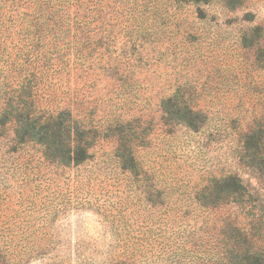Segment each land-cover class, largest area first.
Here are the masks:
<instances>
[{
  "label": "rangeland",
  "instance_id": "374dc122",
  "mask_svg": "<svg viewBox=\"0 0 264 264\" xmlns=\"http://www.w3.org/2000/svg\"><path fill=\"white\" fill-rule=\"evenodd\" d=\"M76 1L0 0V112L25 81L41 109L96 133L91 159L64 167L0 130V264L264 255V175L244 157L264 128V0ZM168 101L200 128L171 119ZM230 177L246 192L213 190Z\"/></svg>",
  "mask_w": 264,
  "mask_h": 264
},
{
  "label": "trees",
  "instance_id": "16d2710c",
  "mask_svg": "<svg viewBox=\"0 0 264 264\" xmlns=\"http://www.w3.org/2000/svg\"><path fill=\"white\" fill-rule=\"evenodd\" d=\"M32 1L40 11L48 12L52 0ZM190 3H206L209 0H185ZM226 7L234 9L244 0H224ZM70 2V1H69ZM77 0L79 9L82 4ZM69 30L71 26H68ZM264 60V50L261 51ZM25 81H23L24 84ZM21 85V91L9 97L6 105L0 112V130L10 131L13 140L18 145L35 143L41 147L43 157L55 164L64 167L77 166L91 159L90 152L96 135L95 131L75 120L68 110L44 111L39 107L28 84ZM164 106L168 116L177 124L189 129H198L203 123V116L188 107ZM6 128V129H4ZM244 153L248 165L259 175H264V128L259 127L247 135ZM118 156L123 164L132 170L137 165L133 152L119 148ZM213 190L226 196H235L246 192L242 180L237 177L225 178L214 184ZM248 264H264V255L255 253L250 256Z\"/></svg>",
  "mask_w": 264,
  "mask_h": 264
}]
</instances>
